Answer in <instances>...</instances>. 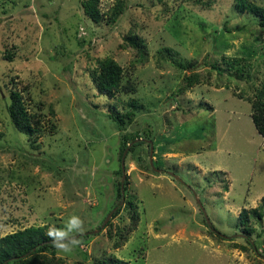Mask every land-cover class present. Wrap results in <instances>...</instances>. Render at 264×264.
<instances>
[{
  "label": "rangeland",
  "instance_id": "1",
  "mask_svg": "<svg viewBox=\"0 0 264 264\" xmlns=\"http://www.w3.org/2000/svg\"><path fill=\"white\" fill-rule=\"evenodd\" d=\"M81 1L0 0V238L30 227L64 228L75 215L83 232L71 235L91 237L71 252L57 250L65 264H104L109 257L264 264V139L250 102L264 78L256 18L240 14L235 0H125L117 23L96 24ZM117 2L101 0V11L110 16ZM127 35L143 41V61L123 49ZM106 57L124 69L132 91L114 99L98 93L92 78ZM224 57L250 59L253 67L241 77ZM210 64L225 71L222 80L214 72L210 84L177 93L186 75L209 76ZM15 86L39 122L30 139L7 110ZM132 101L136 116L123 131L109 115L127 112ZM134 132L155 136L153 161L147 144L125 160L140 220L128 242L114 248L120 237L110 238L108 223L114 235L130 220L124 210L114 217L123 208L120 143ZM200 204L224 237L209 234ZM261 207L248 234L239 219ZM238 236L250 237L256 250H242Z\"/></svg>",
  "mask_w": 264,
  "mask_h": 264
},
{
  "label": "trees",
  "instance_id": "2",
  "mask_svg": "<svg viewBox=\"0 0 264 264\" xmlns=\"http://www.w3.org/2000/svg\"><path fill=\"white\" fill-rule=\"evenodd\" d=\"M162 5H169L171 0H159ZM176 2L177 0H172ZM256 1L258 0H235V8L240 14H250L256 18L260 30L264 32V6L257 5ZM264 1V0H263ZM101 0H82L81 5L84 14L88 19L96 24H101L102 22H107L108 24L117 23L119 17L124 15L127 10V4L125 0H118L115 8L111 12L110 16H106L100 8ZM165 6V7H166ZM211 39L214 41V35ZM123 49H132L136 52L138 57L141 56L140 62L145 58V48L143 41L137 35H127L124 38L122 45ZM227 63L230 70L235 71L239 76H247V69L252 68V60L245 58H223ZM264 62V61H263ZM97 71L93 76L92 80L95 88L97 89L100 95L108 99H114L119 93L133 90V87H130L129 83L124 84V69L118 64L113 58L106 57L100 59L97 62ZM207 65V64H206ZM193 67H195L192 64ZM212 71L209 72V76L201 77V75H186L184 77L183 83L179 87L177 93L183 95L187 90L191 89L195 85L201 84L203 81L210 84L212 79V73H216L219 80H222L224 77L225 71L222 70L216 64H210ZM228 69V70H229ZM229 70V71H230ZM203 80V81H202ZM218 82V81H216ZM224 83V82H223ZM212 84V83H211ZM219 86V82L215 83ZM260 87L256 89L254 98L250 100L252 107V121L257 129L259 135L264 139V78L260 83ZM227 85V84H226ZM225 86V85H224ZM221 87V86H220ZM218 88V87H217ZM11 104L7 105V110L11 118V122L14 127L23 135L27 136L29 139L32 138L35 134L39 133V122L35 120L31 114H29L25 103L18 92L17 87L11 89ZM240 93V99H244ZM130 110L125 113L117 112L113 109L110 113L109 118L115 122L117 125L122 127L124 131L129 123H131L136 116L137 104L135 101L130 103ZM151 133V132H150ZM0 133V139L2 138ZM154 135H143L142 133H131L123 134L120 143V174L123 173V159L125 152L128 151L127 156L131 153H134L135 150L147 144L151 149V145L154 143ZM154 172H157V167H154ZM128 186V178L123 181V178L118 183V192L120 197V205H123V208L116 207L114 212V217L118 216L121 211H125L130 216L129 224L123 227L119 226L116 228L117 232L113 235V225L110 221L108 223L109 236L113 238L115 235L120 238L115 242L114 248H119L124 246L128 240L129 236L137 229L138 222L140 220V213L138 209V199L134 195H130ZM264 202V198H263ZM202 212V211H201ZM248 214L244 211L239 221L242 226H245L248 234L253 233V229L249 228V218H254L255 220L262 219L263 216V207L259 210H255ZM208 232L211 235L217 234L220 237L223 235L220 234L214 226L209 225L204 221ZM91 234L89 232L76 236L80 242H87ZM224 237V236H223ZM237 238L240 241V248L247 251L250 247L256 250V246L251 242L250 237L247 236H238ZM0 264H65L63 258L58 257L57 249L52 245V241L47 236V228L43 227H30L26 228L23 231H18L4 237L0 238ZM104 264H130L127 261L116 259L114 257H109L106 263Z\"/></svg>",
  "mask_w": 264,
  "mask_h": 264
},
{
  "label": "clouds",
  "instance_id": "3",
  "mask_svg": "<svg viewBox=\"0 0 264 264\" xmlns=\"http://www.w3.org/2000/svg\"><path fill=\"white\" fill-rule=\"evenodd\" d=\"M83 232V221L78 216H72L64 226V228H51L47 232V236L52 241V245L58 252H71L74 246L80 244V241L72 236V233Z\"/></svg>",
  "mask_w": 264,
  "mask_h": 264
},
{
  "label": "water",
  "instance_id": "4",
  "mask_svg": "<svg viewBox=\"0 0 264 264\" xmlns=\"http://www.w3.org/2000/svg\"><path fill=\"white\" fill-rule=\"evenodd\" d=\"M153 151H154V147H153V145H151V155H150V157H151L152 161H153V153H152ZM127 153H128V151L125 152L124 159H123V162H122V164H123V181L126 179V175H125V157H126ZM200 206H201V204H200ZM201 210H202V212H204V214H205V216H206V217H205V218H206V221H207V223L210 225V224H211V223H210V220H209V218L207 217V215H206L204 209L202 208V206H201Z\"/></svg>",
  "mask_w": 264,
  "mask_h": 264
}]
</instances>
